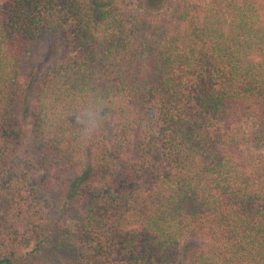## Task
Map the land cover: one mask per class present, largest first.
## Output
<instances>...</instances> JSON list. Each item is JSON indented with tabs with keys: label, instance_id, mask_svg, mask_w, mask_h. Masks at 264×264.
I'll return each mask as SVG.
<instances>
[{
	"label": "trees",
	"instance_id": "trees-1",
	"mask_svg": "<svg viewBox=\"0 0 264 264\" xmlns=\"http://www.w3.org/2000/svg\"><path fill=\"white\" fill-rule=\"evenodd\" d=\"M135 1L0 0V264H264V0Z\"/></svg>",
	"mask_w": 264,
	"mask_h": 264
},
{
	"label": "rangeland",
	"instance_id": "rangeland-1",
	"mask_svg": "<svg viewBox=\"0 0 264 264\" xmlns=\"http://www.w3.org/2000/svg\"><path fill=\"white\" fill-rule=\"evenodd\" d=\"M135 2H138L137 0ZM160 1L159 0H154L150 3L145 4L144 6H148L151 7L152 9H156L159 6ZM205 3H207V0H166L163 4V8L167 9V10H173V9H178V8H184V7H189V6H193L195 5H204ZM137 5V4H136ZM137 8L142 10V6L139 4L138 2ZM143 6V7H144ZM43 50V49H42ZM47 52V49L44 48V50L40 53L41 55H44V53ZM62 53V50L60 48V50L53 56V57H58L60 56V54ZM37 60H41V58H36ZM198 242H196L195 244H197ZM194 244V245H195Z\"/></svg>",
	"mask_w": 264,
	"mask_h": 264
}]
</instances>
